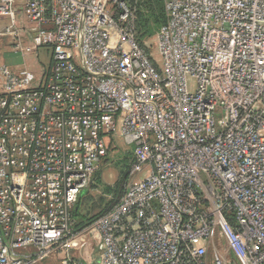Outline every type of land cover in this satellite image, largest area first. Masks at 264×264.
<instances>
[{"label": "built area", "instance_id": "obj_1", "mask_svg": "<svg viewBox=\"0 0 264 264\" xmlns=\"http://www.w3.org/2000/svg\"><path fill=\"white\" fill-rule=\"evenodd\" d=\"M165 7L158 61L127 0H0V37L47 57L39 74L0 59V264L89 230L99 264H264V0ZM118 137L144 176L74 232Z\"/></svg>", "mask_w": 264, "mask_h": 264}, {"label": "rangeland", "instance_id": "obj_2", "mask_svg": "<svg viewBox=\"0 0 264 264\" xmlns=\"http://www.w3.org/2000/svg\"><path fill=\"white\" fill-rule=\"evenodd\" d=\"M0 20H4L5 24L9 23V19L0 18ZM5 24L3 23V26H5ZM156 34L151 38L149 43H151V46L153 47L151 51L153 56L159 61L160 56L157 48ZM24 54L26 55H22L21 53L12 55L11 59L13 60L15 67L21 64L20 70L18 71L29 70L35 74L41 73L43 63L47 61V57L45 56L43 50L32 49ZM114 146L115 148L110 151L108 159L100 163L99 171H101V174L98 182L95 181L97 187L94 191H92L94 200H91L88 204L89 208L91 207V204H97V197L104 193L105 187L113 186L117 183V181H119L122 176V172L127 168L128 164L132 160V147L127 145L122 138H116ZM142 176H144L143 173L131 174L126 185H131L132 183L137 182ZM101 243V238L97 233L93 235L91 230L83 232L79 235V243L77 246L68 249L66 253L58 256V259L48 257L40 261L39 264H64L63 261H74L81 264H97L98 257L101 256L103 250L99 247V244Z\"/></svg>", "mask_w": 264, "mask_h": 264}, {"label": "trees", "instance_id": "obj_3", "mask_svg": "<svg viewBox=\"0 0 264 264\" xmlns=\"http://www.w3.org/2000/svg\"><path fill=\"white\" fill-rule=\"evenodd\" d=\"M127 1L135 10L136 14V37L142 46L148 52H151L153 48L151 43H149L151 38L167 21L165 0ZM131 157L132 160L128 164L127 168L122 172V176L119 181H117V183L113 186L105 187L104 193L97 197V204L93 203V205L91 204V207L89 208L88 204L91 200H94L92 191H94L97 187L95 181L98 182L101 171L98 170L95 173L91 187L83 191L78 202L74 206V223L71 226L74 232H80L85 228L90 227L99 217L110 212L114 206L120 202L125 190L128 187L126 183L131 176V169L135 160L134 155H131ZM107 159L108 157L105 160Z\"/></svg>", "mask_w": 264, "mask_h": 264}, {"label": "crops", "instance_id": "obj_4", "mask_svg": "<svg viewBox=\"0 0 264 264\" xmlns=\"http://www.w3.org/2000/svg\"><path fill=\"white\" fill-rule=\"evenodd\" d=\"M2 19H4V18H2ZM3 23L5 24L4 20H0V27L3 26ZM16 53H19V52H16L14 50L13 42H12L11 38H8V37H5V36L4 37H0V59L3 62L11 65L13 68H15L17 70H20V65L21 64H19V65H17L15 67L14 62L11 59L12 55L16 54ZM21 71H25V70H21ZM97 264H99V262H97Z\"/></svg>", "mask_w": 264, "mask_h": 264}]
</instances>
